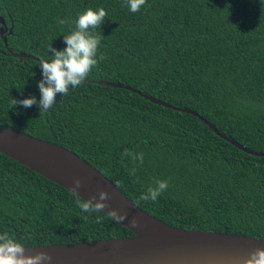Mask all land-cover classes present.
Masks as SVG:
<instances>
[{"label":"trees","instance_id":"obj_1","mask_svg":"<svg viewBox=\"0 0 264 264\" xmlns=\"http://www.w3.org/2000/svg\"><path fill=\"white\" fill-rule=\"evenodd\" d=\"M101 7L107 17L94 33L107 58L87 79L130 89L84 82L46 113L10 109L12 98L39 101L40 60L51 59L50 46L67 47L81 13ZM0 15L8 27L7 47L0 35V128L76 153L171 226L264 239V156L207 124L264 153V0H147L136 13L125 0H0ZM22 52L36 59L12 55ZM126 151L143 153V163ZM157 179L167 190L141 200ZM77 199L0 152V233L24 246L134 236L104 211L83 212Z\"/></svg>","mask_w":264,"mask_h":264},{"label":"water","instance_id":"obj_2","mask_svg":"<svg viewBox=\"0 0 264 264\" xmlns=\"http://www.w3.org/2000/svg\"><path fill=\"white\" fill-rule=\"evenodd\" d=\"M7 31L6 21L0 15V35L6 47L8 46L7 37L5 36ZM8 51L11 52V50ZM12 55L17 58L36 59L34 56L23 52L12 53ZM87 82H97L100 85L130 89L129 86L124 84L106 80L92 81L86 79L85 83ZM144 97L153 103L199 116L192 110L177 108L146 95ZM207 124L219 136L239 149L251 155L264 156V153H255L249 150L219 132L210 123L207 122ZM0 130L11 133L7 136L0 135L1 153L71 191L59 182L16 159L11 153L21 152L24 148H35L51 152L50 156L55 160L57 158L62 161L67 160L71 165L70 169L80 175V180H85L90 184L95 194L99 195L102 191L111 194V199L105 201L110 207L104 209V212L109 215L113 209H116L122 215L126 213L127 219L122 221L121 224L134 233L132 237L75 244L59 243L24 246L26 255L34 256L39 252H46L53 257L51 264H246L247 259L255 249L264 248V239L260 238L201 230H186L171 226L134 204L102 172L69 149L15 129L0 128ZM14 134H17L18 139L14 138ZM79 197L83 200H88L80 195ZM133 219L139 225L135 228L142 230V233H139L125 222L131 223Z\"/></svg>","mask_w":264,"mask_h":264},{"label":"clouds","instance_id":"obj_3","mask_svg":"<svg viewBox=\"0 0 264 264\" xmlns=\"http://www.w3.org/2000/svg\"><path fill=\"white\" fill-rule=\"evenodd\" d=\"M147 0H125V4L132 13L138 12ZM107 17L106 10L101 7L98 10L91 8L81 13L75 21V29L71 34L64 36V43L67 45L63 50H57L50 46L48 52L51 59H41L39 67L42 70V80L38 82V89L41 98L33 95L30 98L17 100L12 98L10 109H16L17 105H22L28 109L38 106L40 113H46L57 102V95L67 96L70 88H77L82 85L92 70L98 67L99 63L107 57L103 54L98 56V49L101 46L102 37L94 33L96 28H101L102 23ZM60 24L68 23L67 20H58ZM125 156L132 160L143 163V153L125 152ZM130 175H136V169L130 171ZM83 186L80 179L74 181L72 193L78 199L77 206L85 213H99L110 207L105 201L111 199V194L106 191L99 193V200L93 196L90 200L79 199V190ZM168 188V181H155L154 186H150L145 193L140 196L141 200L156 201L161 194ZM109 215L121 223L127 219V214H120L113 209ZM102 217L97 216L96 222L100 223ZM132 227H138V222L133 219ZM26 249L22 243L12 237L9 233H0V264H51L53 257L46 252H39L34 256L26 255ZM246 264H264V248L255 249L246 261Z\"/></svg>","mask_w":264,"mask_h":264},{"label":"bare ground","instance_id":"obj_4","mask_svg":"<svg viewBox=\"0 0 264 264\" xmlns=\"http://www.w3.org/2000/svg\"><path fill=\"white\" fill-rule=\"evenodd\" d=\"M10 132L1 131L0 135H10ZM17 135V134H16ZM14 134V138L18 139ZM16 159L21 162L29 165L33 169L39 171L45 176L59 182L63 186L68 189H72L74 181L80 179V175L74 173L70 168L71 165L67 162V160H59L58 158L55 160L51 155V152L44 151L41 149L35 148H24L21 152H13L11 153ZM83 182V186L79 190V195L90 200L93 196L97 197L99 200V195L95 194L92 191V187L85 180H81ZM130 227L132 224L128 221H125ZM139 233H142V230L132 227Z\"/></svg>","mask_w":264,"mask_h":264}]
</instances>
